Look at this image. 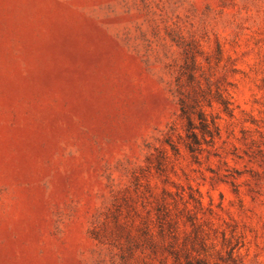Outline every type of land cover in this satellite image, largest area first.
I'll list each match as a JSON object with an SVG mask.
<instances>
[{"label":"rangeland","instance_id":"1","mask_svg":"<svg viewBox=\"0 0 264 264\" xmlns=\"http://www.w3.org/2000/svg\"><path fill=\"white\" fill-rule=\"evenodd\" d=\"M188 260L264 264V0H0V264Z\"/></svg>","mask_w":264,"mask_h":264},{"label":"trees","instance_id":"2","mask_svg":"<svg viewBox=\"0 0 264 264\" xmlns=\"http://www.w3.org/2000/svg\"><path fill=\"white\" fill-rule=\"evenodd\" d=\"M181 111H182L181 118L187 121L188 137L189 138L191 137L195 141L194 143H197V141H199L200 139H203L206 142L207 136L210 137L212 136V134L210 133L211 127L206 114L204 112H200L197 114L196 116L197 118H194L193 115L195 113L193 114L189 106L186 105L184 102L182 103ZM197 121H199V123H197ZM212 126L217 130V127L215 126L214 122H212ZM188 147H189L187 148L188 151L193 155H196L197 153H200L204 150L203 148H192L193 146L190 145ZM156 247H160V246H155V248ZM162 248H164V246H162ZM166 249L173 250V245L169 244ZM175 257H178L177 254H175ZM187 264H219V263H209L205 260H188Z\"/></svg>","mask_w":264,"mask_h":264}]
</instances>
